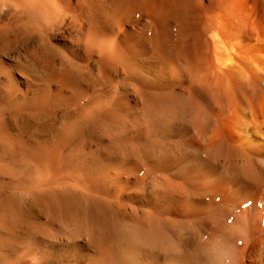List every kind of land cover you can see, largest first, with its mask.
<instances>
[{
    "label": "bare ground",
    "instance_id": "obj_1",
    "mask_svg": "<svg viewBox=\"0 0 264 264\" xmlns=\"http://www.w3.org/2000/svg\"><path fill=\"white\" fill-rule=\"evenodd\" d=\"M0 264H264V0H0Z\"/></svg>",
    "mask_w": 264,
    "mask_h": 264
},
{
    "label": "snow or ice",
    "instance_id": "obj_2",
    "mask_svg": "<svg viewBox=\"0 0 264 264\" xmlns=\"http://www.w3.org/2000/svg\"><path fill=\"white\" fill-rule=\"evenodd\" d=\"M81 2L82 3H84V2H91V0H81ZM107 29H105V31H106ZM203 98V97H202Z\"/></svg>",
    "mask_w": 264,
    "mask_h": 264
}]
</instances>
